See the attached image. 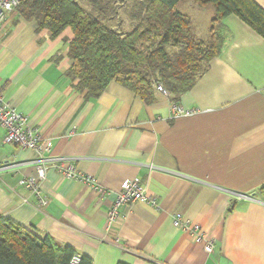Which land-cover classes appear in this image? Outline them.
Returning <instances> with one entry per match:
<instances>
[{
    "label": "crops",
    "instance_id": "1",
    "mask_svg": "<svg viewBox=\"0 0 264 264\" xmlns=\"http://www.w3.org/2000/svg\"><path fill=\"white\" fill-rule=\"evenodd\" d=\"M254 1L264 9V0ZM207 7L192 0L178 5L202 40L213 16ZM2 22L4 100L43 136L48 154L70 159L108 193L99 197L49 168L41 184L47 202L37 207L35 195L18 182L35 175V153L5 143L0 126V217L57 248L70 247L90 264H264L262 36L227 16L221 49L192 87L176 103L159 91L145 102L116 81L97 98L77 91L66 75L69 28L52 37L16 9ZM176 104L194 112L175 116ZM130 179L156 197L157 207L122 205L109 225L115 193ZM173 212L214 239L212 253L171 225Z\"/></svg>",
    "mask_w": 264,
    "mask_h": 264
},
{
    "label": "trees",
    "instance_id": "2",
    "mask_svg": "<svg viewBox=\"0 0 264 264\" xmlns=\"http://www.w3.org/2000/svg\"><path fill=\"white\" fill-rule=\"evenodd\" d=\"M181 1L87 0L85 8L78 0H19L14 9L52 37L70 29L67 56L72 62L66 75L86 98H97L116 81L145 102L154 99L160 84L176 103L218 55L224 18L236 15L264 38V9L254 0H192L213 8L207 40L194 36L189 16L178 11ZM73 253L0 217V264H70ZM79 264L90 260L80 256Z\"/></svg>",
    "mask_w": 264,
    "mask_h": 264
},
{
    "label": "built area",
    "instance_id": "3",
    "mask_svg": "<svg viewBox=\"0 0 264 264\" xmlns=\"http://www.w3.org/2000/svg\"><path fill=\"white\" fill-rule=\"evenodd\" d=\"M19 4V0H0V26L8 12L14 10ZM154 90L165 95L168 94L162 85H155ZM3 92L0 88V126L4 128V142L17 145L24 150H30L35 153L34 176H26L20 179L19 184L25 187L31 194L37 198V207L45 205L46 197L41 193V184L45 179L46 171L49 168H55L63 177L79 180L90 187L95 193L102 197L108 193L106 188L99 184L93 176L79 171L73 161L61 156H51L48 154V147L44 144L43 136L37 132L34 126H31L26 120V116L10 106L3 98ZM194 110L182 109L177 104L173 107V113L178 115H190ZM142 183L135 179L125 181L121 188L116 191L115 198L108 209V224L112 225L120 217V207L125 204L140 202L157 207L156 197L148 195ZM264 197V196H263ZM182 232L193 234L195 240L202 244V249L210 254L213 251L214 239L204 236V232L199 224L185 218L181 213L173 212L172 224ZM80 255L73 253L70 264H79Z\"/></svg>",
    "mask_w": 264,
    "mask_h": 264
},
{
    "label": "rangeland",
    "instance_id": "4",
    "mask_svg": "<svg viewBox=\"0 0 264 264\" xmlns=\"http://www.w3.org/2000/svg\"><path fill=\"white\" fill-rule=\"evenodd\" d=\"M79 2H80V4H81V6H83V7H85V8H87L88 6H87V4H88V2H87V0H78ZM204 9H206V8H204ZM207 9H212V8H210V7H207ZM204 24V21L202 22V20H201V23L199 24V26H201V24ZM202 24V25H203ZM202 27V26H201ZM199 32H202L203 30H198ZM200 34H202V33H200ZM208 37H209V33H208V35L206 36V39H208Z\"/></svg>",
    "mask_w": 264,
    "mask_h": 264
}]
</instances>
